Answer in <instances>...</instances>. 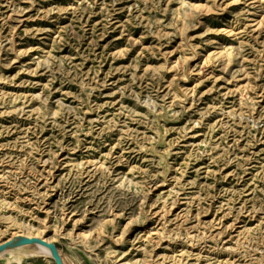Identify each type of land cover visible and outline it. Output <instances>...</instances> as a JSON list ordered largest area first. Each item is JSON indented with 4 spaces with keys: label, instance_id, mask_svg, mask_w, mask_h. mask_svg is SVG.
I'll list each match as a JSON object with an SVG mask.
<instances>
[{
    "label": "rangeland",
    "instance_id": "rangeland-1",
    "mask_svg": "<svg viewBox=\"0 0 264 264\" xmlns=\"http://www.w3.org/2000/svg\"><path fill=\"white\" fill-rule=\"evenodd\" d=\"M21 236L64 264H264V0H0Z\"/></svg>",
    "mask_w": 264,
    "mask_h": 264
},
{
    "label": "bare ground",
    "instance_id": "bare-ground-1",
    "mask_svg": "<svg viewBox=\"0 0 264 264\" xmlns=\"http://www.w3.org/2000/svg\"><path fill=\"white\" fill-rule=\"evenodd\" d=\"M13 238L7 240L6 242L18 239V238H14V239ZM45 241H47V240H45ZM6 242H4V243H6ZM4 243H0V245H2ZM33 244H37V246H41L43 248H39V250H34V249L30 248V246H29L30 244L12 245V246H8L5 249H3L2 251H0V257L3 255V253L5 251L6 252L8 251L9 254H12V256L16 257V259H19V258H22L25 256H35V255L47 256V257L54 259L53 254H52L49 247L42 245V244H39V243H33Z\"/></svg>",
    "mask_w": 264,
    "mask_h": 264
},
{
    "label": "water",
    "instance_id": "water-1",
    "mask_svg": "<svg viewBox=\"0 0 264 264\" xmlns=\"http://www.w3.org/2000/svg\"><path fill=\"white\" fill-rule=\"evenodd\" d=\"M33 243H39V244L49 247L53 254L56 264H64L57 245L53 242H48L38 237L21 236L17 240L8 241L0 245V251L12 245L33 244Z\"/></svg>",
    "mask_w": 264,
    "mask_h": 264
}]
</instances>
